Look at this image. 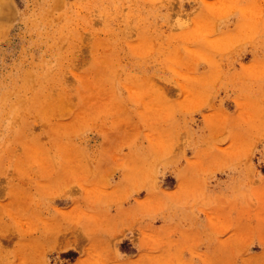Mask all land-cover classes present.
<instances>
[{
  "label": "rangeland",
  "instance_id": "rangeland-1",
  "mask_svg": "<svg viewBox=\"0 0 264 264\" xmlns=\"http://www.w3.org/2000/svg\"><path fill=\"white\" fill-rule=\"evenodd\" d=\"M0 264H264V0H0Z\"/></svg>",
  "mask_w": 264,
  "mask_h": 264
}]
</instances>
